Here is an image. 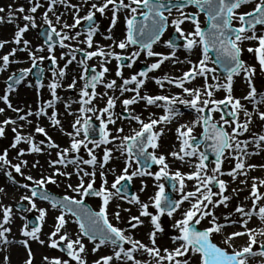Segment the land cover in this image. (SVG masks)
Returning <instances> with one entry per match:
<instances>
[{"label": "snow or ice", "instance_id": "obj_1", "mask_svg": "<svg viewBox=\"0 0 264 264\" xmlns=\"http://www.w3.org/2000/svg\"><path fill=\"white\" fill-rule=\"evenodd\" d=\"M29 7L9 6L7 10L0 7V13L7 11V17L0 16V24H11L16 19L15 14H22L23 26L16 25V31L12 40H0V49L6 44H14L6 55L0 56V72L6 71L10 64L20 63L16 59L17 53H26L31 67L20 70L17 76L13 73L8 78L7 88L0 101L12 112L17 114L18 120L31 124L28 117L35 116L37 119L48 115L47 110L53 109L49 116L50 126L53 129L59 128L63 132L58 113L55 111V104L60 100L57 89L60 88L61 81L67 76L69 65L75 62L82 70L79 74V81L83 85L78 91V99L72 103L78 104V112L71 111L72 103H65L67 115L73 116L71 132H65L68 136V147H61L57 144L47 130L39 124L35 126V132L45 139L37 144L34 137L21 136L15 127L16 119L6 118L0 122V138L5 136L6 126L12 125V132L16 133L14 141L10 144L12 149H17L18 145L25 143L29 146L26 152L18 149L17 158L30 154H41L45 148L56 149V159L48 160L47 166L52 169L49 175L41 173L40 178L34 179L31 175H24L23 166H27V161L19 160L13 164L8 159V151L4 150L0 154V165L5 168L8 179L16 184L12 172L23 176L33 185L19 184V188L26 190L15 208L16 212L31 213L36 212V220L39 222L35 227H29L26 217L22 214L20 219L24 220L20 235L25 239L10 240L13 218V208L11 206L0 205V246L20 244L26 252L23 264H34V253L29 241H35L41 246L50 249H58L65 254L68 259L43 257V264H87L83 254L86 253V245L83 243L87 239L92 245L91 252L98 253L102 248H111V254L100 256L93 261V264H248L249 258L257 256L264 257V240H257V236L264 237V228H248L247 225L253 216L257 217L261 224H264V206L259 202L264 201V193L259 191L264 188V179L252 178L250 193L245 197V201L251 200V209L246 210L241 204H237L234 212L223 216V223L217 217L215 209L223 205L228 207L231 196L225 195L227 183L219 179L222 176H229L235 181L239 176H248V171L257 168L254 164H245V157L258 155L259 151L248 152V146L254 145L258 150H264V134L253 133L252 140H240L250 131L253 123V116L264 122V111H260L257 106L264 105V91H258L257 77H260V85L264 87V0H103L102 3H91L86 15L79 16L81 8L69 4L67 0H47V9L41 16L43 25L47 26V31L41 33L44 37L43 46L33 49L31 42L24 39V34L30 30L38 29L37 10L43 5L40 0H27ZM88 4L89 0H83ZM62 5L65 9H73V23L61 22V15H57L54 6ZM111 5V7H109ZM252 5V10L239 12L243 6ZM189 7L195 8L196 12H188ZM106 10L111 12L110 26L107 28L108 35H104L105 40L112 41L105 50L100 45H94L93 37L99 31V24L95 22L96 14L105 16ZM124 12V36L117 40L113 35V29L118 23V13ZM55 17V21L49 16ZM175 13V15H174ZM205 17L204 25L200 21V15ZM88 27L84 33L77 31L71 34L72 29H77L83 23ZM188 24L190 30L182 27ZM238 26L234 27L233 25ZM56 25H60L61 30H57ZM259 26V27H258ZM173 30L175 39L170 38L164 46L169 49V53L156 52L154 45L160 43L161 38L169 30ZM85 39H78L81 35ZM103 35V33H101ZM55 37V40H54ZM68 41L69 43H65ZM71 41L86 45L87 49L95 47V51H87L82 48L71 47ZM68 51L61 54L59 58L54 55V48L57 46ZM246 45H249L246 47ZM254 45V46H252ZM134 48L128 54L121 55L114 51L119 48L121 52H126L129 48ZM182 49L189 56L196 50H200V57L196 62L190 58L180 60L177 51ZM47 51V55L42 54ZM245 51L253 58L254 63L249 64L242 59ZM210 53H214L213 59ZM82 59L77 60V55ZM146 60L154 59L155 62L147 64L143 70L137 71L129 78H124L123 68L132 69L141 57ZM70 57V58H67ZM99 57L97 71L96 67H90L88 61ZM67 58V59H66ZM58 59L66 60L63 67H58ZM44 60L51 62L52 81L47 85L52 99L40 106L37 112L27 111L25 115H20L24 109L13 107L10 102V94L16 91L15 85L21 84L32 70L42 64ZM112 60L117 61L115 76L120 78L122 83H117L113 79L108 81L106 74L109 68L106 66ZM127 61V63H123ZM165 62L175 64L187 63L190 67L183 72L180 77H170L165 75L161 78L152 77L149 74L161 69ZM213 65V66H210ZM43 69L41 68L35 75L38 77L36 88L45 85L42 83ZM222 73L223 75H218ZM91 73V75H89ZM197 78L203 79L200 87L188 88L186 84H191ZM235 78H240L247 85V94L242 98L233 95ZM152 80L157 86L163 89L165 83L181 90L180 95H150L142 94V89ZM209 80L212 82L209 83ZM223 81V82H221ZM78 80L73 77L68 84L66 91L76 89ZM32 87L31 84L28 85ZM101 86L104 92H98L97 87ZM91 90V91H89ZM109 91L113 95H109ZM119 92V96L115 95ZM223 92V99H216L215 93ZM125 93H133L129 98L121 100ZM106 98V100H105ZM104 102V107H98L94 101ZM243 101L252 105L250 112ZM120 101L123 112L121 115L114 110ZM141 102L145 108H162L164 114L158 118H153L150 114L147 119H142L141 115L134 114L131 106ZM183 106L194 114V119L189 123L180 124L175 132L179 141V150L171 151L168 155L157 154L160 148V139L164 135V130L156 131L158 125L171 124L174 120L184 115V112L177 106ZM5 112V108L0 107V114ZM215 113H219V120L214 119ZM243 114L244 120L241 122L240 116ZM118 120H128L135 122L139 128H133L130 134H123L124 128H109L115 126ZM98 121V125L95 123ZM202 129L200 136L194 134V130ZM231 129L229 132L228 129ZM119 141V143H117ZM91 145V147H89ZM115 145L113 149L107 147ZM103 155L98 157L96 150L102 148ZM87 152V159L80 155L81 150ZM215 157L214 168L209 169L207 165L208 154ZM49 155L51 152L49 151ZM168 156L174 161H180L189 168L194 169L187 174L179 170L172 171L168 163ZM122 158L123 167L119 174L115 168L107 167L111 160ZM195 159L196 163H193ZM235 160V166L228 172L222 171L221 165L224 160ZM88 166V171L83 166ZM40 161L37 160L31 165L37 168ZM72 166L74 171H68ZM153 166L158 171L153 172ZM42 167V166H41ZM259 167L264 168V165ZM63 169V170H61ZM247 169V170H246ZM211 171V175H208ZM114 176L113 182L109 185L107 176ZM76 176L77 183H68L67 189L74 195H63L60 198L49 195L47 185L57 184V178L63 177L71 180ZM97 177L100 183L97 187ZM150 177L158 189L147 201H142L139 195H129V185L136 178ZM87 178V180H86ZM170 183L171 191L179 193V197L169 196L165 192V184ZM186 181H194L195 191H185ZM241 184H247V179L241 180ZM212 185L219 188L214 192ZM148 185L143 182L139 189L145 192ZM4 189L0 188V192ZM233 193L244 191L243 188L233 189ZM30 193V195L28 194ZM86 197L99 198L98 210H93L85 203ZM218 197V199H213ZM46 201L52 210L59 214L54 217L53 231L48 235L47 240L41 239L42 226L46 222L48 210L37 207L36 199ZM117 201L115 209L110 211V205ZM135 206L138 215L129 216L126 223L128 227L120 228L114 226L113 219L117 224L124 222L122 213L130 212V208H122L119 201ZM26 202V205H25ZM187 202L189 207L182 209V205ZM211 206V207H210ZM154 209L155 214L149 209ZM258 209V210H257ZM180 213L181 218L176 219L175 214ZM239 215V220H233L232 216ZM73 217L72 223L78 226V234L75 239L71 238L67 231L62 233L69 223L67 217ZM167 216L173 220L172 230L177 233L170 237L171 248L161 249L157 245L158 234H163L165 228L161 218ZM247 219H246V218ZM148 218L150 231L148 239L151 246L134 239L132 235L126 234L132 229L144 226V219ZM207 220L208 227L200 228L202 221ZM239 224L244 231H234L225 233L224 229ZM222 237L221 243L224 247L213 242V236ZM58 237V238H57ZM247 237L244 245L236 246L237 238ZM259 247V251H254V247ZM128 246V247H126ZM229 249L231 251H229ZM137 253L147 254L151 259L142 261L136 258ZM3 264H9V257H3Z\"/></svg>", "mask_w": 264, "mask_h": 264}, {"label": "bare ground", "instance_id": "obj_2", "mask_svg": "<svg viewBox=\"0 0 264 264\" xmlns=\"http://www.w3.org/2000/svg\"><path fill=\"white\" fill-rule=\"evenodd\" d=\"M91 1H93V2L97 1L98 2L100 0H91ZM126 2H127V0H126ZM4 3H7V2H5L4 0H0V6H2V4H4ZM69 4L76 5V6L80 7L81 9L84 8L83 6L87 5V4L83 3V0H71L69 2ZM109 7H111V5ZM73 12H74L73 9H65L64 6H59L57 8V10H56V14H62L63 18H68V19L73 15ZM124 15H125L124 12L118 13V23H117L116 27L113 29L112 35L117 40L122 39L123 36H124ZM109 26H110V17H108V18L105 17V19L103 21V24H101V27H100L101 29L98 32V36H96L95 39H93L94 45L98 44L101 47H103L105 50H109L108 46L110 44H112V41L104 39V35H108L109 34L107 32V28ZM1 30H2V28H1V24H0V39L7 40L8 36H9V34H7L8 32L6 33V31H3V30H2L3 32H1ZM73 31H74V29L71 30V33ZM101 33H103V35H101ZM26 37H24V39L29 40L31 43L36 44L35 42H32L33 41V35L32 34L31 35L28 34ZM83 37L85 39V36H83ZM165 38L166 37L164 36L161 39V42H164ZM7 45H9V44H6V47H7ZM31 45L32 46H37V45H33V44H31ZM10 46L11 45H9V47H7V49L5 51H3L0 56H3V53L6 55L9 51H11V49L13 47L12 46L10 47ZM77 47L85 49V50H88L86 48V45H83V44H77V45L73 46V48H77ZM89 50L95 51L96 49H95V47H93L92 49H89ZM114 51L116 53L121 52V50L119 48H115ZM131 51L132 50L127 49L125 53L128 54ZM180 54L181 55L178 56V58L180 60H186V59L190 58L192 61H194V59L197 56V52L196 51H194L190 56L186 52H181ZM17 55H19L21 57H25L26 53H19L18 52ZM60 55L61 54H57V58H59ZM244 56L247 58V63H249V64L254 63L253 58L246 51L244 53ZM67 58H70V57H67ZM10 59H11V57H10ZM99 59H100L99 57H95L92 60H90L89 62H91L92 64L98 65ZM77 60H79V58H77ZM59 61H62L63 64L62 65H58V66L59 67H63L65 62H66V60H59ZM107 65H110V64H107ZM78 67L79 66L75 62H73L72 65H69L67 70L71 71L73 73V75H74L75 74V70H77ZM94 67L98 68L97 66H94ZM180 67L181 68H183V67H188L189 68L190 66L187 63H184V64L177 63V64H175V66H173L172 62H166L165 65H164V69L162 71L158 70L157 72H155L153 75H150V76L156 77V78H161V77H164L165 75L170 76V77H180L182 75L183 71L178 76L174 75V72L177 73V70H179ZM133 69H134V67L132 69L125 68L122 71H123V74H126V73L132 71ZM10 70H16V68L14 67V64H10L6 71L0 72V95H2L4 93V91L6 90L4 80H5V78L8 77V72ZM164 70H167V73L165 72V74H164ZM186 70H188V69H186ZM168 71H171V72H168ZM111 78L115 79L116 76L114 75L112 77H107V79H111ZM193 82L196 84V86L198 85L200 87L203 84V79L202 78H197V80H195ZM211 82L212 81L209 80V83H211ZM221 82H223V81H221ZM148 83H149L150 87H153V86L156 85L152 80H149ZM256 83H257L258 91H264V87H261V85H260V77L259 76L257 77ZM61 85L62 86L57 89V95L60 97V100L57 101V104L61 103L60 105L65 106V103H72L73 100L78 98V95H77L78 91L76 89H75V91L73 90L74 94L68 95L70 93V91H66L68 85L67 84H61ZM165 86L174 87V86L169 85L167 83H165ZM104 91L105 90H101L99 92L102 93ZM247 91H248L247 85L244 83V81L242 79H240V78H235L233 95L235 97H237V98H242L244 95L247 94ZM43 92L44 93L41 96L36 95L35 97H33L30 94V91L28 92V91L22 90V89L18 90V91L16 90L15 92L10 94V102L12 103L13 107L24 109V111L21 112V113H24V115L26 114L27 111L37 112L41 105L46 104L47 101L52 99L51 93H50L49 90H47V88H45ZM180 92H181V90L179 89V94H180ZM110 94H112V93H109V95ZM222 94H223V96L225 95L223 92H222ZM115 95L119 96V92L117 91L115 93ZM35 98L38 99L39 103H35V101H36ZM215 98L217 99V93L215 95ZM34 103H35V109L36 110L33 109V104ZM242 103L245 104V106L248 108V110L250 112L252 111V105L250 103H248L247 101H243V100H242ZM72 104L75 106V110L78 111L79 106L77 104H75V103H72ZM118 105L120 107H122L121 104H120V101H117V106ZM0 107L5 108V112L3 114H0V122H2L6 118L16 119L17 120V124L15 125V127L17 129V132L21 136H29V135H31V136L34 137V140H35V142L37 144H39V142L41 140L45 139L43 136L37 134L34 131L23 132V130H26L25 126H24V123H26L27 126L33 125V120H32L31 117H28V119L32 121L31 124H28L27 122H24V123L23 122H19L17 114L12 112L10 109H8L7 106L3 104L2 101H0ZM136 107L140 111H142V105H138ZM177 107L182 109L181 111L185 110L187 112L182 117H179L180 120L186 121L187 123H189L190 121H192L194 119V114L189 112L188 109H185V108H183V106H179V105ZM257 107L259 108L260 111H264V105H259ZM156 111H158V110L155 107L145 108V106H144V112L145 113H152V112H156ZM242 116H243V114H242ZM176 120H178V119H176ZM176 120H174V122ZM60 121H61L62 128L71 127V123L73 122V120L70 121V120H68L66 118H62V119H60ZM254 121L260 123L259 127H258V129L259 128L260 129L257 130V131H259L258 134H264V122H261L259 120V118L256 117L255 115L253 116V122ZM130 123H132V122H130ZM119 125H120V127H123V126H121L122 124H120V122H119ZM127 125H129V124H127ZM171 125L172 124H167V125H163L162 124V128L164 130V135L161 137V139L159 141L160 148L158 149L157 154L164 153L167 156L168 153H170L171 151H173V150L178 151L179 150V146H180L179 145V141L176 138V134L172 131L173 129L171 128ZM12 127H13L12 125L6 126V128H5V136L3 138H0V154H3V151L7 150L8 151V159L11 161V163L16 164V163H19V160H21V159L17 158L18 149H23V150H25L27 152L29 146L27 144H25V143H21V144L18 145L17 149H12L10 147V144L14 141V138H15V135H16V133L12 132ZM251 128H252V124L250 125V129ZM197 129H198V127L194 130V134L195 135H197V132H198ZM59 130L56 133V138L57 139L55 138L54 141L56 142V140L58 141V139H61L60 141L64 140V142L69 141L68 136L64 135V133L67 132V131H63L62 132V131H59ZM230 131L231 130H229V132ZM124 132H125V130H124ZM123 134H126V133H123ZM239 139L240 140H249L250 141V140L253 139V133H251L249 131L248 133H245L244 136L239 137ZM60 141H58V143L57 142L56 143L60 145L61 144ZM117 143H119V141H117ZM60 146L63 147V145H60ZM112 147H113L112 149L114 151V156L118 157L119 153L115 152V150H114L115 145H113ZM176 147H178V148L176 149ZM262 147H264V146H262ZM49 151L51 152V155H49ZM56 151H57L56 149L49 150V149L45 148L44 151L41 154H39V155L38 154L26 155L25 156V158H26L25 161H27V166H23L22 167V171H23L24 175H31L33 178H34V176H36L35 179L40 178L41 173H43V175H46V173H48V171H49V168L47 166V161L56 159ZM257 151H259L258 156L260 157L259 159H256L257 163H245L246 165L254 164V165L258 166L254 170L248 171V176L247 177L239 176L235 181H233L231 179V177H229L227 175L222 176L224 178L225 182L227 183V191L225 192V195L231 196L232 199L230 201H228V207L227 208H225L223 205L218 207V208L222 209V211L220 213H217V209L218 208L215 209V213L214 214L217 217H220V222L221 223L224 222L223 221V216L224 215H227L228 213L234 212L236 204H241V202H243L242 206L245 207L246 210H250L251 209V207H252L251 206V200L245 201V197L248 196L249 193H250L251 182H252V178L253 177L259 178V179H264V168L259 167L260 165H264V150H258V149L255 148L254 145H249L248 146V152L249 153H254V152H257ZM102 155H103V151H101L100 157H102ZM85 157H87L86 153H85ZM249 159H253L254 160L253 155H249V156L245 157V160H249ZM37 160L40 161V165L42 167L38 166L37 168H32L31 165L33 163H35V161H37ZM224 161L227 162L228 159H226ZM192 162L196 163L198 161L193 159ZM121 163H122V158L120 160L113 159V160L110 161L109 166H107V167L115 168L116 170H118V169L121 170L122 167H123V165H121ZM168 163H169L170 167L175 166L182 173L187 174V173L192 171L191 169L188 170L189 167L186 164H182L180 161H174L172 159V157H170V156H168ZM234 166H235L234 162L231 163V164L229 162L227 164V169L225 171L224 170L223 171L224 172H228ZM83 167H85L86 170L91 171V169L88 168V166L85 165ZM69 168H70L71 171H74L72 166H69ZM120 170H119V173H120ZM7 171L12 172V176H13L14 180H17V181L23 180V181H25L27 183H30V181L25 180L23 178V176L15 173L13 169L8 168ZM61 178H63V177H61ZM245 179H247L248 183L247 184H241L240 181L241 180H245ZM73 180H74V178H71L70 181L66 180L65 178H63L61 180L62 184L59 185L60 189L68 190L66 185L68 183H72L73 185H75V181H73ZM142 180H143L144 183H146L148 185V187H147L145 192H140L139 191V189L141 187ZM108 182H109V185H110L111 182L109 180H108ZM154 183L155 182L150 177L143 178V179L142 178H136L132 182L133 192H134L135 195H139V197H140V199L142 201H147L148 197L153 195L158 190V189H156L153 186ZM193 184H194V181H186V185L187 186H186L185 191H195V189L193 187ZM0 188L4 189L3 192H0V205L11 206L13 208V210H14L15 203H17L19 201L20 197L22 195H24V194L22 192V189L19 188V186L17 185V183L13 184L8 179L7 175L5 174V168H4L3 165H0ZM240 188H243L244 191H240L238 194L237 193H233V191H232L233 189H240ZM68 191L71 192L70 190H68ZM259 191L261 193H264V188H260ZM71 194H73V193H71ZM173 196L174 197L175 196L179 197V193H176L175 195L173 194ZM241 198L243 199V201H240L239 203H236L237 202L236 200H239ZM213 199L214 200L218 199V197H214ZM116 203H117V201L114 200L113 203L110 205V211L116 210L115 209ZM119 203H120L122 208H130L131 209L130 212L122 213V219H123L124 222L117 224L120 228H125V227H128V225L126 223L128 217L129 216L138 215L139 213H138L137 208L135 206L126 204L122 200L119 201ZM36 204H37V207L45 208V209L48 210V215L46 217V222L42 226V234H41V239L47 240L48 235L54 230L53 227H52V225L54 224V217L56 215H58L59 213L54 211V210H52L49 206H47L45 204H38V203H36ZM259 204H260V206H264V201L259 202ZM188 207H189V204L187 202H185V204L182 205V209H187ZM149 210L152 211L155 214L153 209L150 208ZM31 213L37 214V216H38V213H36V212H31ZM239 215L240 214L233 215L232 219L233 220H239ZM20 217H21L20 214L14 210L13 211L12 223L9 225V227H11V234L9 235V239L10 240L25 239L24 237H22L20 235V230H21V228H22V226L24 224L23 223L24 221L21 220ZM0 218H2V214H0ZM175 218L176 219H180L181 218L179 212L175 214ZM67 219H68L69 223L66 225V228L62 230V233L64 231H67L69 233V235L71 236V238L75 239L76 235L78 234V231L74 228L71 219L68 218V217H67ZM142 219H144V221H145L144 226H142V227H140L138 229H132L130 232H128L126 234L132 235L134 239H138L142 243H144V244H146L148 246H151L150 241L148 239V233L150 231V225L148 223V218H142ZM173 223H174V221L170 220V219L167 220V222L166 221H164V222L162 221V225L165 228V232L163 234H158V239H157V245L161 249H163V248H171L172 247L171 241H170V237L172 235H176L177 234V233H175L172 230L171 226H172ZM247 227L248 228L261 229V228H264V224H261L259 219L257 217H255V216H253V218L249 221ZM234 231H244V229L240 228L237 225H234L232 227H229V229H225L224 230L225 233H231V232H234ZM246 240H247V237H241V238H237L234 243H235L236 246H241V245L245 244ZM257 240L258 241L264 240V237L257 236ZM29 243H30L31 249H32V251L34 253V257H35L34 264H43V257L44 256H47L49 258H57L55 249H50L46 245L45 246H41L40 244H38L35 241H29ZM83 243H85V245H86V253L83 254V255H84V257L87 260V264H93V261L98 259L100 256L111 254V251H112L111 248H102L98 253L93 254L91 252L92 245L89 244L88 241L85 240V239L83 240ZM258 249H259V247L257 245V246L254 247L253 250L254 251H258ZM5 255H7L9 257V264H23V261L26 258L25 249L18 243L10 245V246H7V250L6 251L4 250V246H0V264H3V257ZM135 255H136L137 259L142 260V261H148V260L151 259L150 257L147 256V254H144V253H137ZM72 264H75V262H72ZM248 264H264V257L257 256L255 258H249Z\"/></svg>", "mask_w": 264, "mask_h": 264}, {"label": "rangeland", "instance_id": "obj_3", "mask_svg": "<svg viewBox=\"0 0 264 264\" xmlns=\"http://www.w3.org/2000/svg\"><path fill=\"white\" fill-rule=\"evenodd\" d=\"M5 2H7V3H4V4H2V6H0V7H4L6 10H7V8L9 7V6H11L12 8H16V7H25L26 9L29 7V5H28V3H27V0H4ZM71 0H67V2L69 3ZM103 2V0H100V1H91V0H89V3L86 5V6H83L82 8L83 9H81V11L79 12V16H81V17H83L84 15H86V13H87V11L89 10V8H90V4L91 3H102ZM40 3L43 5V7H41V8H39L38 10H37V13H35L34 15L36 16V20H37V23L40 25V27L38 28V29H34V30H30L29 32H27V33H25L24 34V37H26L28 34L29 35H33V41L32 42H35L36 44H34V43H31V44H33V45H37V46H32L33 47V49L35 48V47H39V46H43V41L40 39V37L38 36V33H39V30L41 29V28H43V27H47L46 25H43L42 24V21H41V16L43 15V13H44V11H46V9H47V0H41L40 1ZM59 6H62V5H59V4H57L56 6H54V11L56 12V10H57V8L59 7ZM252 5H248V6H243L241 9H239L238 11L239 12H247V11H251L252 10ZM191 10V11H190ZM186 11H190V12H193V8H191V7H189L188 9H186ZM194 13V12H193ZM57 15H61V17H62V19H61V22L63 23V22H67L68 24H72L74 21H73V15L68 19V18H63V16H62V14H57ZM174 15H175V13H174ZM0 16H5V17H7V11L5 12V13H0ZM15 16H16V19L14 20V22L13 23H11V24H8V23H3V24H1V28H2V30L3 31H6V33L7 34H9V36H8V39L7 40H12L13 38H14V33H15V31H16V25L17 24H20V26H23V24L25 23L23 20H22V14H20V13H16L15 14ZM49 16L53 19V21H55V17L54 16H52V14L51 13H49ZM105 17L106 18H108V17H111V12H108L107 10H106V14H105V16H100V14L99 13H97L96 14V23L97 24H99V30L101 29L100 27H101V24H103V21H104V19H105ZM200 21H201V24H202V26L204 25V21H205V18L204 17H202L201 15H200ZM83 25H84V23L80 26V27H78L77 29H74V31L71 33V34H75L77 31H79V32H81V33H84L86 30H83ZM233 26H238L237 24H234ZM56 27H57V30L59 31V30H61L60 29V25H56ZM182 27H184L185 29H188V30H190V28H191V26L190 25H188V24H185V25H183ZM1 30V32H3ZM169 32H171V31H173L172 29H169L168 30ZM99 32V31H98ZM98 32L96 33V35L93 37V39H95V37L96 36H98ZM84 35L82 34L81 36H79V38L78 39H80V40H83L84 39V37H83ZM83 37V38H82ZM27 38V37H26ZM0 40H3V39H0ZM165 42H166V40H165ZM165 42H164V44H165ZM65 43H69L68 41H66ZM71 43V47H73L74 45H77L78 43L76 42V41H71L70 42ZM9 45H11L13 48L14 47H16V45H14V44H11V43H9ZM9 45H7V47H9ZM10 46V47H11ZM247 46H249V45H246V47ZM252 46H254V45H252ZM7 47H6V45H5V47L3 48V49H0V55L2 54V52L3 51H5L6 49H7ZM8 51V50H7ZM66 51H68L67 49H61V48H59V46L57 45L55 48H54V55L57 57V54H63V53H65ZM87 51H92V50H87ZM196 52H197V56H196V58L194 59V61L193 62H196L197 61V59L200 57V55H201V53L199 54V50L198 49H196L195 50ZM181 52H184L182 49H180V50H178L177 51V55L179 54L180 55V53ZM48 53H47V51H45L44 53H42V54H40V53H38L37 55H47ZM119 54V53H118ZM123 54V53H122ZM121 54V55H122ZM3 55H5L4 53H3ZM77 58H79V59H82V57L78 54L77 55ZM11 59H16V60H19V61H21L20 63H13L14 64V67L16 68V70H10L9 72H8V77L7 78H5V80H4V83H5V88H7V83H8V78L10 77V76H12L13 75V73H15L16 75L18 74V73H20V70L21 69H24V68H28V67H31V62L28 60V57H27V55L25 56V57H21V56H19V55H16V57H11ZM242 59H244L246 62H247V58L243 55V57H242ZM153 62H155V60L153 61ZM88 63V65L90 66V67H94V66H97L98 67V65H96V64H92L91 62H87ZM150 63H152L151 61H149L148 63H146V64H150ZM63 63H62V61H59L58 60V65H62ZM110 65H107V67L109 68V70L112 68L113 70L116 68V64H117V61H115V60H112L110 63H109ZM51 65V62L50 61H48V60H44L43 61V63L42 64H38V67L39 68H42V69H44V71H45V75H44V78H43V81H42V83L45 85L44 87H42V88H40L39 89V94H38V92H37V88H36V82L34 81V79L32 78V76H31V74L32 73H30L29 74V76L21 83V84H19L18 86H16L15 88H16V90L18 91V90H26V91H30V94L33 96V97H35L36 95H39V96H41L44 92V89L45 88H47V85L52 81V70H51V67L52 66H50ZM210 66H213V65H210ZM59 67V66H58ZM161 67H163V65L161 66ZM162 69V68H161ZM179 69V68H178ZM181 69V70H180ZM180 69L179 70H177V73H175L174 72V75H180L181 74V72L183 71H187L186 69H188V67H183V68H181L180 67ZM100 69H99V67L97 68V71H99ZM33 71V70H32ZM82 70L78 67L77 68V70H75V74L73 75V73L71 72V71H69V70H67V76L60 82L61 84H69V83H71V80H72V78L73 77H76L77 78V80H78V83H77V86H76V90L77 91H79L80 90V88L82 87V85H83V81H79V74H80V72H81ZM136 71H138V69H136ZM165 72L167 73V70H164V74H165ZM168 72H171V71H168ZM179 72V73H178ZM183 74V73H182ZM173 75V74H172ZM124 78H126L125 76H124ZM107 79V78H106ZM119 79V83H122V81L120 80V78H118ZM117 79V80H118ZM29 84H31L32 85V87H29L28 85ZM186 87H188V88H195V87H199L198 85L196 86V84L194 83V82H192L191 84H189V86H186ZM156 88V90H154V92L156 93V94H158V95H165V96H169L168 95V93H167V90H166V87H165V85H164V87H163V89H161L159 86H156L155 87ZM47 90H49L48 88H47ZM75 91V90H74ZM74 91H70V93L68 94V95H72V94H74L73 92ZM180 94H181V92H180ZM179 94V89H178V91H177V95H180ZM215 95H216V93H215ZM222 97H224L223 96V94H222V91L221 92H217V99H222ZM79 98V97H78ZM77 98V99H78ZM36 99V98H35ZM37 101V102H36ZM36 101H35V103H39L38 102V99H36ZM35 103L33 104V109L34 110H36L35 109ZM94 103L98 106V107H100V108H102V107H104L105 105H104V102H102V101H99V100H96V101H94ZM61 103H59V104H57V102H56V104H55V111L58 113V119L60 120V119H62V118H66V119H68V120H70V121H72L73 119H74V117L73 116H69V115H67V112L65 111V106H62V105H60ZM78 105V104H77ZM79 106V105H78ZM133 108V107H132ZM32 109V110H33ZM142 109L144 110V107H142ZM71 111H73V112H78L77 110H75V106L72 104V107H71V109H70ZM180 110H182V109H180ZM51 111H53V109H48L47 110V112H48V115H45V116H43V117H40L39 119H37L35 116H31V118H32V120H33V125H31V126H27V124L26 123H24L25 121H20V120H18L19 122H23L24 123V126H25V129L26 130H23V132H28V131H34L35 132V126L37 125V124H39L41 127H44L46 130H47V132H48V134H49V136H51V138L53 139V140H55V138H56V133H57V131L59 130V128H57V129H53L51 126H50V122H49V116L51 115ZM116 113H118V114H121V115H126L127 113H124L123 112V109H122V107H120L119 105L115 108V110H114ZM160 113L163 115L164 114V112H163V109L162 108H160ZM135 112L137 113V114H140L141 115V118L142 119H147V117L150 115V114H147V113H144V111H138L137 109H135ZM183 112V111H182ZM187 112H184V114H186ZM20 115H24V113H20ZM214 115V119L215 120H219V113H215V114H213ZM153 118H158V115H155L154 114V116H153ZM178 120H176L172 125H171V128L173 129L172 131L176 134V132H175V130H176V128L180 125V124H184V123H187L186 121H182V120H180V118H177ZM240 120H241V122H243V120H244V117L242 116V113H241V116H240ZM97 123H99L98 121H96ZM119 122H120V124H122L121 126H123V128H124V130H125V132L124 133H126V134H130L131 133V131H132V129L133 128H137L138 129V127H136V125H135V123H130V122H128L127 120H118L117 121V124L115 125V126H113V125H109V128L110 129H112L113 131H114V129L115 128H117V127H120V125H119ZM127 124H129V125H127ZM259 124L260 123H258V122H253L252 123V128L250 129V132L251 133H255L256 132V134H258L259 133V131H257V130H259L258 129V127H259ZM158 128H160L161 127V125H159V126H157ZM128 128V129H127ZM24 129V128H23ZM161 129H163V128H161ZM229 130H231L230 128H229ZM228 130V131H229ZM59 131H61V130H59ZM63 131H67V132H71L72 131V129H71V127H68V128H63ZM197 137H199L200 136V133H201V131H202V129L200 128V127H198V129H197ZM57 139V138H56ZM61 139H58V141H60ZM58 141L56 140V142L58 143ZM61 142V144L60 145H63V147H68V144H69V141H67V142H64V140H62V141H60ZM66 143V144H65ZM113 145H108L107 147H109V148H113L112 147ZM62 147V148H63ZM89 147H91V145L89 146ZM178 147H176V149H177ZM114 150H115V148H114ZM101 151H103V146H102V148H100V149H97L96 150V154L98 155V157H100V153H101ZM114 152V151H113ZM85 153L87 154V152L85 151V150H81V152H80V155L83 157V158H85V159H87L88 157H85ZM159 154H161V153H159ZM158 154V155H159ZM162 154H164V153H162ZM31 155H33V154H31ZM165 155V154H164ZM26 156V155H25ZM25 156H23V157H19V159H21V160H25L26 158H25ZM253 157H254V160L253 159H249V160H245V163H257L256 162V159H259L260 157L258 156V155H253ZM230 162V164L231 163H236V161L235 160H232V159H228V161L227 162H223V164L221 165V168H222V171L224 170H226L227 169V164ZM121 165H123V163H121ZM109 166V165H108ZM208 167H209V169H211V168H214L215 167V164L214 163H210L209 165H208ZM171 168V170L174 172V171H176V170H179L178 168H176L175 166H172V167H170ZM191 168H189L188 170H190ZM61 170H63V169H61ZM119 170L120 169H118V170H116V174H119ZM192 171H194V169H191ZM68 171H71L70 170V168H68ZM153 172H155V171H158V168L157 167H155L153 170H152ZM52 172V169H50L49 168V171H48V173H46V175H49L50 173ZM208 175H211V171H209V173H208ZM35 177L36 176H34V179H35ZM72 178H74V180L73 181H75V184L77 183V177L74 175ZM143 178H146V177H143ZM142 178V179H143ZM63 178H61V177H58L57 178V184H49V185H47L46 187H47V191L48 192H50V193H53V194H55V195H58V196H63V195H74V194H71V192H69L68 190H65V189H60V187H59V185H61L62 184V180ZM107 179L112 183L113 182V180H114V176L112 175V174H109L108 176H107ZM219 179H222V180H224V178L223 177H219ZM86 180H87V178H86ZM15 181H17V180H15ZM225 181V180H224ZM162 183H164L165 184V181H161ZM99 183H100V180H99V177H97V187L99 186ZM19 184H29V186L30 187H32L33 185L31 184V182L30 183H27V182H25V181H23V180H19V181H17V185H19ZM131 190H132V194L131 195H133L134 194V192H133V185H132V183H131ZM212 188H213V191L214 192H218L219 191V188L216 186V187H214V185H212L211 186ZM22 189V192H23V194H25L26 193V190L25 189H23V188H21ZM29 195H30V193H28ZM176 193H174V195H175ZM175 197H177V196H175ZM178 198V197H177ZM237 202L236 203H239L240 201H243V199L241 198V199H239V200H236ZM19 202V201H18ZM17 202V203H18ZM35 202L36 203H38V204H45V205H47V206H49L50 207V205L48 204V203H44V202H40V201H38V200H35ZM85 202L93 209V210H98V204H99V198H96V197H91V198H88V199H86L85 198ZM17 203H15V206H14V210H15V208H16V206H17ZM235 203V202H234ZM25 205H26V202H25ZM237 205V204H236ZM211 207V206H210ZM51 208V207H50ZM153 211L155 212V210L153 209ZM222 211V209H220V208H218L217 209V213H220ZM19 214H20V216L23 214L25 217H26V220H27V222H29V219L31 218V217H34V218H36L37 217V214H34V213H20V212H18ZM68 218H70L71 219V221L74 219L73 217H71V216H69ZM167 220H169V218L167 217V216H164V217H162L161 218V222L163 221H166L167 222ZM24 221V220H23ZM113 224H114V226H117V227H119L118 225H117V223H116V221L113 219L112 221H111ZM23 223H25V221L23 222ZM73 226H74V228L78 231V226L76 225V224H74L73 223ZM209 225H208V223H207V220H205V221H202L201 222V225H199L198 227H200V228H206V227H208ZM237 226H239V224H237ZM225 229H229V227H227V228H225ZM224 229V230H225ZM85 240H87V239H85ZM221 240H222V237L221 236H219V235H214L213 236V242H215V243H217L219 246L221 245L222 247H224V245L221 243ZM126 247H128V246H126ZM229 251H231L230 249H229ZM258 251H259V249H258ZM55 252H56V256H57V258H61V259H68V257H65L58 249H55Z\"/></svg>", "mask_w": 264, "mask_h": 264}, {"label": "water", "instance_id": "obj_4", "mask_svg": "<svg viewBox=\"0 0 264 264\" xmlns=\"http://www.w3.org/2000/svg\"><path fill=\"white\" fill-rule=\"evenodd\" d=\"M88 27V25L86 26V28ZM45 31H47V29H44V30H42V32L41 33H43V32H45ZM41 36L43 37V35L41 34ZM44 38V37H43ZM37 73V71L34 73V76L37 78V80H38V77L35 75ZM210 158H213V159H215V157L211 154V152H209V154H208V161L210 160ZM171 188V187H170ZM52 196V195H51ZM54 197V196H53ZM31 226H33V227H35L36 226V222L33 220L32 221V223H31Z\"/></svg>", "mask_w": 264, "mask_h": 264}]
</instances>
